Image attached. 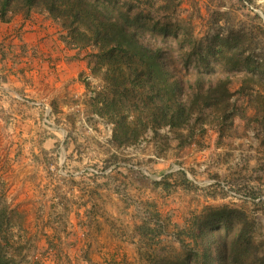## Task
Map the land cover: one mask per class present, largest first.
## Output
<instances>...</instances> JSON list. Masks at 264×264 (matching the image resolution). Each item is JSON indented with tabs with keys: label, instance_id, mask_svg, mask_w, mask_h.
Segmentation results:
<instances>
[{
	"label": "rangeland",
	"instance_id": "obj_1",
	"mask_svg": "<svg viewBox=\"0 0 264 264\" xmlns=\"http://www.w3.org/2000/svg\"><path fill=\"white\" fill-rule=\"evenodd\" d=\"M168 3V10H159L158 5L134 9L135 14L144 10V19L129 29L136 32V38L120 28H115L112 35L138 52H142V44L162 47L187 92H191L190 84L200 72L206 82L211 81L203 119L197 120L194 115L188 129L183 131L187 133L190 126L193 128L189 142L181 144L175 131L163 127L158 135L152 130L143 133L136 143H118L112 139L113 124L101 118L103 124L93 123L91 130H84L80 124H74L72 131L64 130L61 137L64 152L59 146L42 148L38 153L43 157L41 162H31L28 160L33 148L25 145L27 137L23 132L5 128L4 119L9 116L4 114L5 100L0 94V209L5 208L9 216L0 238L5 241L15 236L14 240L20 244L18 260L23 264H150L153 256H173L185 250L192 253L193 264H216L215 248L208 242L210 221L206 208L222 206L240 209L247 215L254 233L252 244L258 245L264 254V128L253 120L255 109L248 105L245 96L252 91L260 92L256 105L262 109L264 81H251L253 75L245 64L231 68L226 55L211 47L220 40L219 36L227 37L233 32L245 54L261 60L264 0H168ZM86 50L90 61L92 49ZM96 78L100 81L91 85L102 87V80ZM220 80L232 94L226 113L225 106L220 107L222 98L217 86ZM242 86L246 87L244 94L239 92ZM30 102L41 110L37 117L43 126L50 129L56 124L51 105L36 99ZM88 102L91 106V97ZM70 134L88 142H80L75 154L69 153L67 147ZM95 144L98 151L102 150V158L98 160L93 158L97 152ZM88 153L92 159L82 161ZM154 164L159 166L158 171L152 170ZM97 188L106 191L100 193ZM89 190L93 191L90 195L93 209H99L95 203L111 208L116 198L127 208L120 211L121 216L136 224L129 226L121 217L113 216L120 220L117 221L120 225L111 228L124 241L132 239L131 230H136L140 245L138 260L112 258L107 262L95 261L90 256L92 243L89 245L86 240L96 237L89 236L84 222L86 213L82 216L73 209L74 205H83V196ZM56 204L64 206L65 214L74 212L76 226L67 223L64 231L81 234L80 246L84 251L79 258L68 253L61 259L52 257L57 248L65 253L68 246L50 238L54 232L52 229L49 233L51 224L56 219L45 211H51ZM43 216L48 222L42 221ZM111 216L109 211V220ZM220 226L229 240L239 228L238 222Z\"/></svg>",
	"mask_w": 264,
	"mask_h": 264
},
{
	"label": "trees",
	"instance_id": "obj_2",
	"mask_svg": "<svg viewBox=\"0 0 264 264\" xmlns=\"http://www.w3.org/2000/svg\"><path fill=\"white\" fill-rule=\"evenodd\" d=\"M141 5H158L159 10L170 8L168 0H0V19L16 12H24L26 16L32 12L46 14L66 30L69 45L92 49L89 61L92 75L99 77L103 86L87 85L91 106L98 116L113 124L114 141L136 143L143 133L152 130L158 135L159 129L168 127L177 133L183 144L193 137L191 126L187 133L183 131L188 129L194 115L198 116L197 120L204 117L206 95L212 84L210 80L206 82L200 72L190 84L191 92H187L182 77L168 61L162 47L142 44V52H138L113 37L115 28L137 37L136 32L129 29L144 19V10L134 12ZM219 39L211 47L226 55L231 68L243 63L253 75L251 81H264V57L259 60L253 54H245L233 32ZM218 83L220 107L224 105L226 113L232 94L223 80ZM245 89L242 86L239 92L244 94ZM245 96L248 105L255 109L253 120L264 128V105L262 109L256 105L260 92L252 91ZM206 216L210 221L208 242L215 248L216 264H264L261 248L252 244V223L242 210L229 206L208 207ZM6 218L9 219L7 210L1 208L0 234ZM237 222L238 231L229 240L222 234L220 225L228 227ZM14 238L5 241L0 238V264H23L17 256L20 244ZM150 264H193L192 253L185 250L173 256H153Z\"/></svg>",
	"mask_w": 264,
	"mask_h": 264
},
{
	"label": "crops",
	"instance_id": "obj_3",
	"mask_svg": "<svg viewBox=\"0 0 264 264\" xmlns=\"http://www.w3.org/2000/svg\"><path fill=\"white\" fill-rule=\"evenodd\" d=\"M66 37V31L46 14L32 12L26 16L24 12H16L10 13L6 19H0V94L5 100L4 114L9 116L7 119L5 117L4 125L7 130L23 132L22 134L27 137L25 145L33 148L31 158L28 160L31 162H41L43 157L38 153L42 148L59 146L61 152H64L62 134L64 130L72 131L74 124H80L84 130L87 128L91 130L94 127L93 123L103 124L101 117L88 104L90 92L87 85L100 80L92 75L86 48L72 47L67 43ZM34 99L51 105L56 124H52L50 129L43 126L37 117L41 110L31 106L30 100ZM46 134L51 136L46 137ZM80 142L85 144L87 141L78 140L70 134L67 142L69 153L75 154L74 149ZM95 147L97 152L93 158L98 160L102 158V150L98 151L99 146L96 144ZM90 155L91 153L85 154L83 160H80H91ZM151 168L153 171L160 169L155 164L151 165ZM97 191L102 193L106 190L97 188ZM88 193L87 196H83L85 198L83 205L79 207L74 205L73 209L82 216L86 213L84 222L89 228V236L96 237L86 240L89 245L92 243L90 256L95 261L106 259L108 262L112 258L130 262L138 260L140 245L136 230H133L134 228L131 230L132 239L124 241L111 228L120 225L117 223L120 220L113 216L121 217L129 226L136 224L121 216L120 211L127 208L125 209L116 198L114 200L116 204L111 205V208L95 203L99 209H93L90 197L93 191L89 190ZM109 211L112 212L110 220ZM45 212L56 219L51 224L53 227L51 226L49 233L52 229L54 232L50 238L54 242L63 241V244H68L64 248L65 253L57 248V253L52 257L61 259L68 253L70 257L79 258L80 253L84 251L80 246L81 234L75 235L74 232L64 231L67 223L76 226L74 212L65 214L64 206L61 204H56L51 211L46 209ZM42 221L48 222L44 216ZM43 237H46L45 232Z\"/></svg>",
	"mask_w": 264,
	"mask_h": 264
}]
</instances>
